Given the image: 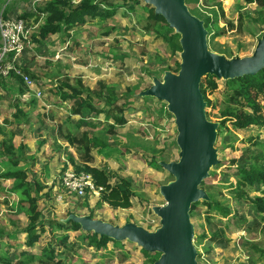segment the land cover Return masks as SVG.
Listing matches in <instances>:
<instances>
[{
  "label": "rangeland",
  "instance_id": "374dc122",
  "mask_svg": "<svg viewBox=\"0 0 264 264\" xmlns=\"http://www.w3.org/2000/svg\"><path fill=\"white\" fill-rule=\"evenodd\" d=\"M46 1L5 0V3H0V18H20L22 13L33 12ZM112 2L121 4L120 1ZM143 5L142 1L137 5L127 2L125 8L132 7L135 12L121 8L107 20L86 18L84 24L72 27L64 34H56L57 39L36 43L31 39L24 43L20 53L3 58L1 63L5 65L8 58L18 73L11 71L7 77H0V123L3 120L10 123L7 129L15 135V146L21 144L23 147L24 156L20 165L26 167L27 180L43 185L38 210L44 233L33 247L22 246L25 234L21 223H27L26 215L16 207L17 195L8 191L13 181L0 180V264H21L22 251L26 256L39 255L41 249L50 244L58 264L145 263L141 249L132 243L122 242L120 247L108 243L97 250L88 246L82 230L59 229L53 224V218L65 217L66 212L76 213L83 208L94 218L96 209L101 206L97 207L98 200L93 198L95 201L89 208L90 196L78 199L62 193V190L59 193L64 196L63 202L68 204H57L51 192L52 185H59V178L68 168L74 170V167L85 165L102 168L118 176L130 177L137 186L134 189L138 196L134 195L131 199L132 210L113 214L108 217L110 223L123 225L124 222L133 221L147 230L159 225L151 221V207L164 203L158 188L171 180V176L163 169H155L150 155L135 149L137 143L130 144L129 150L125 144L131 137V141L145 142L156 149L157 157L178 160L176 129L165 103L156 99L143 101L136 95L151 85L152 76L160 79L163 73L159 71L164 68L168 69L166 71L172 70L173 63L180 59L179 53L171 54L160 36L146 30L145 21L142 24L138 21L139 15L143 14L140 13ZM186 5L190 12L195 8L200 9L210 16V21L213 19L210 9L215 7L218 10L217 22L209 30L211 34L218 33L214 42L233 56H249L256 41L264 35V10L253 2L198 0ZM142 16L146 17L145 14ZM20 19L33 27V34L36 33L39 22ZM166 33L174 36L173 31ZM208 47L219 54V50L214 51L210 45ZM22 75L30 78V88L24 84ZM62 82L74 89L90 91L91 103L98 108L103 107L107 100L111 101V106L97 115L71 114L74 101H62L53 91ZM217 82L216 90L206 92L212 106L205 111L207 119L212 122L220 120L219 109L224 106L226 92L223 81ZM133 86H137L135 97L127 91ZM19 88H22V92H19ZM110 89L111 92H108ZM85 96L83 93L81 97ZM31 99L35 101L33 107L29 103ZM258 102L264 115V96ZM16 105L26 117L13 116ZM105 114H109L108 120L104 119ZM119 118L123 121H118ZM99 132L106 135L108 142L105 149L96 151L89 146L88 140ZM121 132L125 136H121ZM214 147L219 163L211 169L213 175L204 181L202 189L226 199L231 214L225 218H213L209 215L208 207L199 205L195 208V216L190 220L195 235L203 237L197 245L193 240L200 255L197 264H264V260L251 248L253 244L264 248V220L245 203L233 198L237 173L235 166L255 156L264 158V128L252 126L236 130L226 124V128L217 135ZM258 190H249L248 194L255 196ZM213 233L218 235L215 241H210L213 240ZM64 234L67 239L59 243V237ZM5 259L10 262L6 263ZM22 264L48 263L36 259Z\"/></svg>",
  "mask_w": 264,
  "mask_h": 264
},
{
  "label": "trees",
  "instance_id": "16d2710c",
  "mask_svg": "<svg viewBox=\"0 0 264 264\" xmlns=\"http://www.w3.org/2000/svg\"><path fill=\"white\" fill-rule=\"evenodd\" d=\"M111 1V2H109ZM112 1H120L121 4L113 3ZM255 3L260 9L264 10V0H246ZM139 4V0H101L100 2H95V0H81L77 5H73L70 0H48L41 4L40 7L35 8L33 12H24L21 14L20 18H24L32 23H38L37 31L31 36L34 43L41 42L48 39L50 36L55 34H64L72 27L77 25H82L85 23L86 18L94 19L99 18L102 20H107L115 15L117 10L123 8L125 10L135 12L132 7H126V3ZM198 0H185V4L197 3ZM0 3H5V0L0 1ZM219 7V5H218ZM141 12L146 15L144 18L139 15L138 21L142 24L144 21L146 23V30L160 36L161 40L164 41L171 52L172 55L180 52V46L178 43L179 36L174 33V36H169L166 32L173 31L170 29L165 20L161 16H155L153 9L148 5H143L141 7ZM210 13L213 15V19L210 21V16L203 14L200 9H194L191 11L192 14L197 16L203 21L204 27L207 30L208 45H210L214 51L219 50V54H223L228 58L237 57L233 56L231 52L227 49H223L214 42L217 32L210 33L209 27L217 22L216 12L218 10L213 7L210 9ZM221 11V9H219ZM4 16L5 11L2 13ZM6 16V15H5ZM143 19H141L142 17ZM261 37V36H260ZM179 68V62L173 63V69L170 70L174 73L177 72ZM168 70L167 68L161 69L159 72L163 73ZM27 74H30L26 71ZM155 74V73H154ZM153 74V75H154ZM31 75V74H30ZM157 75V74H155ZM33 77V75H31ZM218 79L213 76L207 75L201 80L200 90L203 95L204 101L206 102V108L211 107V101L207 98V91H214L218 86ZM225 86V97L224 106L219 109L218 121V131L219 135L221 129L226 128V124L236 130H245L252 126H258L264 128V115L262 114V105L258 102L259 98L264 96V69L260 70L254 75H244L231 80L223 81ZM137 86L128 88L127 91L135 97V91ZM68 90L69 92L66 93ZM19 92H22V88H19ZM111 92V89L108 90ZM54 93L62 100L74 101L71 107V114L79 115L80 113H94L100 114L106 112L111 106V101L107 100L103 103V107L98 108L91 103L92 94L88 90L74 89L71 85L66 82H62L59 86H56ZM85 93V97L82 98V94ZM139 98V97H137ZM143 101L150 100L152 98L144 97L141 98ZM32 107L34 106V99L29 102ZM16 118L20 116L26 117L27 115L20 110L18 105L15 106ZM208 114L206 113V117ZM109 114H105L104 119H109ZM123 121L119 118L118 121ZM81 123V121H79ZM118 123V122H117ZM7 125L10 123L3 120L0 123V180L6 181L11 180L12 185L8 191L12 194L17 195L16 207L19 212H25L27 218V224L23 228L25 239L23 246L25 248L33 247L39 240L42 233H44V225L40 221V211L38 210V201L40 200L41 191L43 190V185L38 181H33L30 183L27 180V170L25 166H21L20 162L23 159V147L20 144L15 146L13 139L14 133L7 129ZM78 127V125H76ZM114 128V127H113ZM103 131V127L100 128ZM106 135L99 133L93 134L89 140V146L94 148L96 151L105 149L107 147ZM133 142L138 144L135 149L141 150L145 155H150V161L155 169H162L159 165V161L169 162L165 157H157L158 152L152 146L147 143L138 142L135 140L131 141V137L127 142L126 147L129 150L130 144ZM140 152V151H138ZM236 175L234 183V195L233 198L242 201L256 214L261 215L262 220H264V158L263 157H253L250 161L245 160L238 163L236 166ZM76 172H85L93 177V180L98 186L103 187V191L100 193V197L97 199L96 206L99 207L103 203L107 204L113 209H128L131 207V199L134 195L138 196L133 188L132 182L127 178L112 174L111 172L105 171L102 168H95L89 165L83 167H74ZM210 175H213L210 171ZM172 177H170L171 179ZM112 180H115L112 183ZM166 183V182H165ZM204 181L201 183L202 187ZM232 187V184H229ZM259 189V190H258ZM209 200L199 201L193 203L190 207V219L195 216V208L199 205L208 207L210 209L209 215L213 218H225L231 214V210L228 207L226 199L218 198L215 193L205 189ZM249 190L259 191L255 196H250L248 194ZM71 212H66L68 215ZM92 217V215H90ZM56 218V217H55ZM53 218V224H55L59 229H67L72 231L81 230L80 226L76 223H69L64 225L57 222ZM87 240L88 246L99 250L102 247H106L108 243H111L115 247L122 246V242L113 241L107 237H98L94 233H83ZM217 233H213L212 237L215 241ZM67 239V235L64 234L59 237L58 242L63 243ZM203 237L194 234L193 240L195 245L200 244ZM194 245V246H195ZM252 250L258 253L260 259L264 260V248L261 249L256 244L251 245ZM143 256H145L144 264H153V262L158 258L159 254H150L141 250ZM54 250L52 245L48 247H43L39 255L26 256L24 251L20 253L19 262L28 263L38 259L39 261L47 262L48 264H58L54 259ZM197 253V259L199 258ZM4 259V258H2ZM6 263H9V259H5Z\"/></svg>",
  "mask_w": 264,
  "mask_h": 264
},
{
  "label": "water",
  "instance_id": "95a60500",
  "mask_svg": "<svg viewBox=\"0 0 264 264\" xmlns=\"http://www.w3.org/2000/svg\"><path fill=\"white\" fill-rule=\"evenodd\" d=\"M139 1L165 20L179 36L181 49L177 72L164 71L160 79L152 76L151 85L136 95L164 102L176 129L178 160L158 162L172 177L158 188L164 203L151 207L159 225L147 230L133 222L117 225L76 213L55 220L64 225L73 222L84 233L129 242L147 253H158L153 264H197L190 207L209 200L200 185L219 163L214 147L219 124L206 117L200 83L207 75L227 81L264 69V35L256 41L249 56L226 58L209 49L203 21L189 11L185 0Z\"/></svg>",
  "mask_w": 264,
  "mask_h": 264
},
{
  "label": "built area",
  "instance_id": "2783aa9c",
  "mask_svg": "<svg viewBox=\"0 0 264 264\" xmlns=\"http://www.w3.org/2000/svg\"><path fill=\"white\" fill-rule=\"evenodd\" d=\"M72 4H78L81 0H70ZM38 27V25H37ZM33 27L28 26L25 21L20 18L7 17L0 18V77L5 78L11 71L18 73L16 69L10 65L8 58L5 60V65L2 60L6 55L15 53L17 55L21 52L24 43L31 41L33 34ZM24 84L30 88L31 80L28 76H23ZM59 185L52 187L54 200L57 204L67 205L64 203V196L59 193H66L74 198H84L90 196L91 198L98 199L103 187L98 186L93 177L85 172H76L73 169H66L63 171L62 176L59 178ZM152 222L158 223V219L153 215Z\"/></svg>",
  "mask_w": 264,
  "mask_h": 264
},
{
  "label": "crops",
  "instance_id": "0c3cea01",
  "mask_svg": "<svg viewBox=\"0 0 264 264\" xmlns=\"http://www.w3.org/2000/svg\"><path fill=\"white\" fill-rule=\"evenodd\" d=\"M49 39H51V40H53V39H57V35L55 34V35H52V36H50L49 38H48V40ZM54 91V90H53ZM121 136H125L124 134H122V132H121ZM124 140H125V138H124ZM15 145V144H14ZM120 175H121V172H120ZM122 177H124V178H129L130 180H131V182H132V185H133V188H136L137 186H136V183L134 182V180L133 179H131L130 177H128V176H123V175H121ZM115 180H112V183L114 182ZM55 185L56 184H53L52 185V187H55ZM52 189V188H51ZM137 189V188H136ZM134 191H135V189H134ZM95 201V199H91V201L89 202V204H90V206H89V208H92V206H93V202ZM131 203H132V201H131ZM157 205H161V204H157ZM85 210H86V208H83V209H81L79 212H76V213H78V215L81 213V214H86L87 212H85ZM132 210V208H129V209H112V208H110L107 204H105V203H103L102 205H101V207L99 208V209H96V211H95V215H94V218L95 219H100V220H103V221H109L110 222V218L108 219V217H111L113 214H115V213H117V212H130ZM88 215H91V214H89V213H87ZM133 222V221H132ZM135 223V222H134ZM21 224H23V226L25 227V225L27 224H25V223H21ZM115 224H117V223H115ZM123 224H125V222L123 223ZM135 224H137V223H135ZM122 225V224H121ZM138 225V224H137ZM24 242V241H23ZM23 242H22V244H23ZM23 246V245H22ZM24 247V246H23ZM25 248V247H24ZM23 250H25V249H23ZM23 252V251H22Z\"/></svg>",
  "mask_w": 264,
  "mask_h": 264
}]
</instances>
